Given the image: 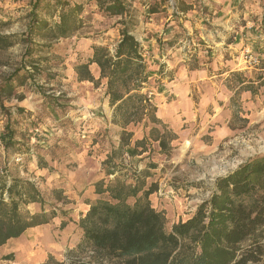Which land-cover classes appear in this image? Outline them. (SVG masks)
<instances>
[{
  "label": "rangeland",
  "instance_id": "374dc122",
  "mask_svg": "<svg viewBox=\"0 0 264 264\" xmlns=\"http://www.w3.org/2000/svg\"><path fill=\"white\" fill-rule=\"evenodd\" d=\"M34 2L0 0V35L14 42L0 48V86L17 71L11 82L12 94L0 95V174L7 182L14 178L32 182L44 200L45 210L53 211L57 218L47 228L34 232L30 229L22 239L0 248V264H94L88 250L77 249L82 238L79 220L89 203L99 197L94 184L101 179L107 182L134 169L147 171L146 182L157 184V190L149 195L150 203L164 213L169 230L208 198L216 177L250 157L264 155L259 149L263 145L259 140L264 137V79L258 81L264 77V0H126L133 17L132 34L139 41L159 44L164 53L182 47L184 63L192 69L207 64L209 70H216L209 64L212 55L205 47L213 43L206 40L202 30L213 35L208 37L211 40L218 41L220 34L237 31L248 39L252 35L255 41L251 51L239 54L240 70L233 72L242 75L237 78L229 74L224 80L232 95L223 109L207 107L209 114H217L212 121L196 117L192 129L176 133L160 120L166 131L175 135L165 151L149 138L152 124L147 115L139 123L130 122L126 126L132 133L130 144L122 148L115 167L104 161L111 149L118 147L122 127L116 124L120 129L115 133L106 128L94 129L92 119L102 113L100 106L90 100L92 92L100 94V84L80 82L70 69L86 60L93 44H107L113 50L119 39L121 17L102 11L96 0H65L71 6H81L82 26L73 35L58 40L33 36V41L50 47L27 55L23 34ZM55 5L54 0H39L35 13L49 21L57 20L59 9ZM149 6L157 11L150 13ZM247 51L257 58L256 63L245 62ZM30 60L36 61L34 66L28 64ZM23 61L26 67L19 69ZM247 67L258 70L248 77L241 71ZM27 72L32 76L19 84V78ZM241 79L243 89H238ZM156 85L149 89L152 95ZM197 95V89L191 91L195 103ZM172 99L180 97L167 98ZM20 104L29 111H23L25 107ZM219 115L229 127L222 137L211 133L214 125H219ZM157 127L162 131L160 124ZM142 138L143 143L135 147L134 142ZM26 209L32 210L31 206ZM255 264H264V256Z\"/></svg>",
  "mask_w": 264,
  "mask_h": 264
},
{
  "label": "trees",
  "instance_id": "16d2710c",
  "mask_svg": "<svg viewBox=\"0 0 264 264\" xmlns=\"http://www.w3.org/2000/svg\"><path fill=\"white\" fill-rule=\"evenodd\" d=\"M35 0L30 11V22L23 42L24 54L43 50L46 45L33 41V36L45 39L66 38L81 26V6H72L65 0H54L58 10L57 20L49 21L35 13ZM98 7L110 16H120L119 39L113 50L107 44H93L87 61L75 66L78 80H88L97 86L99 80L91 75L88 65L95 63L100 78L106 79L105 96L113 107V123L122 127L117 148H112L104 163L116 166L122 148L130 144L132 133L126 130L130 122L139 123L144 116L152 124L149 138L157 142L161 151L168 149L175 135L166 131L156 117V107L147 94V65L142 55L143 47L132 34L133 17L126 0H96ZM150 13L156 8L149 6ZM0 35V48L10 47L13 41ZM50 47V45L46 46ZM39 50V51H40ZM35 60L28 61L34 66ZM23 61L19 69H25ZM19 78L23 79L32 74ZM17 71L0 86L11 95V82ZM237 78L242 72H232ZM244 80L238 89H243ZM162 126V131L158 128ZM147 124H145L146 126ZM155 134V135H154ZM145 138L136 140L139 147ZM145 151V150H143ZM154 165V164H153ZM154 167V166H153ZM149 173L134 169L105 182H95L94 191L99 196L89 203L87 212L79 220L82 238L79 252L89 251L94 264H255L264 256V155L244 160L235 169L215 178L208 198L199 203L185 220L166 229L162 211L154 208L149 195L157 190L155 182H146ZM56 190L55 193H61ZM44 200L28 180L14 178L7 182L0 174V247L9 239L19 237L27 228L46 223L55 217L53 211L31 214L26 206Z\"/></svg>",
  "mask_w": 264,
  "mask_h": 264
},
{
  "label": "crops",
  "instance_id": "0c3cea01",
  "mask_svg": "<svg viewBox=\"0 0 264 264\" xmlns=\"http://www.w3.org/2000/svg\"><path fill=\"white\" fill-rule=\"evenodd\" d=\"M231 26L232 21L231 18H229V27ZM202 31L203 36L207 37L206 40L209 41V43H213L211 46L206 45L205 47L210 49L209 53L212 55L209 64L210 66H215L214 69L216 70H209L207 64L204 67L194 69L189 67V64L187 65L184 63L183 53L180 51L182 47H175L174 49L167 50V52L164 53L162 51L163 47H160L159 44L145 42L143 39L139 41V39L136 38L140 43L142 42V55L147 65L148 83L144 90H149L150 88L154 87V84H158L154 88L153 95L150 98L152 104L156 107V117L163 123L167 124V126L176 133H178L177 130L179 129L180 132H185L187 129H192V122L196 121V117L201 118L203 121H212V117L217 116L216 113L212 115L209 114L206 111L207 107L212 106V110L213 108H221V110L223 109V106L232 95L231 91L226 87L224 80L233 71L240 70V67L237 66L239 54L243 50L251 51L250 47L253 46L255 41L253 38H251L252 35H250V38L248 39L237 31L234 32L235 34H233V31L232 33L226 32L224 34H220L217 36L219 40L216 41L214 38L213 40L208 38L213 36L212 34H207V31H205V33L204 30ZM199 52L208 51L206 49H200ZM90 55L91 53L87 55V58L90 57ZM87 58L85 62L87 61ZM76 64L77 63H75V65ZM75 65L71 67L70 71L75 73L77 76V73L74 69ZM88 68L94 79L99 80L101 87L99 89L100 94H93V92L91 94L90 103H93V105H99L102 113L100 117L92 119L94 129L106 128L112 130V132L115 133L120 128L112 121L114 111L113 107L109 105L108 96H105L106 79L100 78V70L95 63H89ZM261 69H264V67ZM252 70H254V72ZM256 70L258 69L247 67L241 71H243L246 76L252 77ZM262 79H264L263 76L259 78L258 81ZM79 81L90 82L88 80ZM238 87L239 86H237V88ZM195 89H197L198 93L196 96L197 103L194 102L193 97L191 96V91H195ZM246 92L248 91H244V93ZM173 95L179 96L180 99H172V101H168L167 98L172 97ZM246 95L247 94H245L243 97L246 98ZM221 102L222 105H220ZM27 103L32 106V102L28 101ZM193 104H196V106ZM20 105L25 107L23 108V111H29V108L24 106V104ZM55 105H57L56 102ZM63 116L65 117L66 114ZM219 117L220 118H217L216 120L219 125H214V129L211 131V133L215 134L217 137H222L228 133L229 127L221 121L222 116L219 115ZM61 118L62 117H60V119ZM185 122H188V125H185ZM37 204L38 203L33 202L27 205V207L31 206L32 209L29 211V213L34 214L48 212L43 207L44 205L37 207ZM56 218L57 217H52L46 223L27 228L19 237L9 239L0 248L8 245L11 242L22 239L23 235L28 233L30 229L34 232L37 231L38 228H47L51 223L56 221ZM62 220L63 218L60 217L59 221Z\"/></svg>",
  "mask_w": 264,
  "mask_h": 264
},
{
  "label": "built area",
  "instance_id": "2783aa9c",
  "mask_svg": "<svg viewBox=\"0 0 264 264\" xmlns=\"http://www.w3.org/2000/svg\"><path fill=\"white\" fill-rule=\"evenodd\" d=\"M244 60L247 63H256L257 62V58L255 56H253L250 52H246V54L244 55ZM152 95V92H148V96L150 97ZM0 145H1V141H0Z\"/></svg>",
  "mask_w": 264,
  "mask_h": 264
},
{
  "label": "bare ground",
  "instance_id": "6f19581e",
  "mask_svg": "<svg viewBox=\"0 0 264 264\" xmlns=\"http://www.w3.org/2000/svg\"><path fill=\"white\" fill-rule=\"evenodd\" d=\"M261 136L263 137V135H261ZM260 144H263V145L259 146V149H260V150H264V137H263L262 139L259 140V145H260ZM253 150H254V149L251 148V151H252V152H253Z\"/></svg>",
  "mask_w": 264,
  "mask_h": 264
}]
</instances>
